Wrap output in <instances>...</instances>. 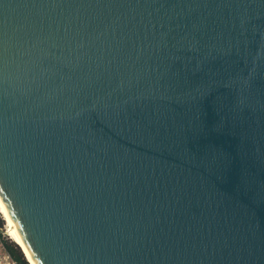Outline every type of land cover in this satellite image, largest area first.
<instances>
[{
	"label": "water",
	"instance_id": "water-1",
	"mask_svg": "<svg viewBox=\"0 0 264 264\" xmlns=\"http://www.w3.org/2000/svg\"><path fill=\"white\" fill-rule=\"evenodd\" d=\"M0 196L36 264H264V0H0Z\"/></svg>",
	"mask_w": 264,
	"mask_h": 264
},
{
	"label": "bare ground",
	"instance_id": "bare-ground-1",
	"mask_svg": "<svg viewBox=\"0 0 264 264\" xmlns=\"http://www.w3.org/2000/svg\"><path fill=\"white\" fill-rule=\"evenodd\" d=\"M0 215L6 222L7 226V234L8 236L19 245L20 249L22 250L26 260L29 264H36L34 258L32 257L31 253L29 252L25 241L23 240L17 225L15 224L13 218L10 216L1 196H0ZM5 226V227H6Z\"/></svg>",
	"mask_w": 264,
	"mask_h": 264
},
{
	"label": "trees",
	"instance_id": "trees-1",
	"mask_svg": "<svg viewBox=\"0 0 264 264\" xmlns=\"http://www.w3.org/2000/svg\"><path fill=\"white\" fill-rule=\"evenodd\" d=\"M0 237H2L1 233ZM1 244L15 264H29L17 243L1 238Z\"/></svg>",
	"mask_w": 264,
	"mask_h": 264
},
{
	"label": "rangeland",
	"instance_id": "rangeland-1",
	"mask_svg": "<svg viewBox=\"0 0 264 264\" xmlns=\"http://www.w3.org/2000/svg\"><path fill=\"white\" fill-rule=\"evenodd\" d=\"M6 222L0 215V233L2 237H0V264H15V262L9 257L7 252L5 251L3 245L1 244V238L8 239L9 241H13L7 234V226ZM14 242V241H13Z\"/></svg>",
	"mask_w": 264,
	"mask_h": 264
}]
</instances>
